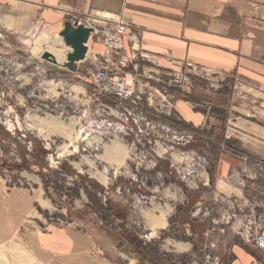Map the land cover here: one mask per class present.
<instances>
[{
	"label": "rangeland",
	"instance_id": "rangeland-1",
	"mask_svg": "<svg viewBox=\"0 0 264 264\" xmlns=\"http://www.w3.org/2000/svg\"><path fill=\"white\" fill-rule=\"evenodd\" d=\"M40 34L48 31H0V264H227L231 255L213 259L207 236L255 248L238 233L264 231V201L245 192L247 182L264 179V147L238 122L264 129V121L250 113L235 82L200 74L176 84L160 119L146 120H168L170 130L141 134L95 87L91 60L101 51L94 39L72 71L47 62L44 46L32 52ZM185 112L201 119L190 123ZM111 145L115 156L105 151ZM222 162L226 173L217 177ZM194 204L189 217L176 216ZM59 230L89 246L75 259L42 248L38 240ZM186 239L191 258L173 250V241ZM255 259L264 264V253Z\"/></svg>",
	"mask_w": 264,
	"mask_h": 264
},
{
	"label": "crops",
	"instance_id": "crops-1",
	"mask_svg": "<svg viewBox=\"0 0 264 264\" xmlns=\"http://www.w3.org/2000/svg\"><path fill=\"white\" fill-rule=\"evenodd\" d=\"M91 12L100 19L109 15L127 19L137 32L134 39L136 45L142 54L150 58L167 56L174 63H189L197 71L208 75L230 78L239 86L242 99L248 100L245 105L250 107V113L254 110L256 116L262 117L261 122L264 121V0H0V31L4 34H24L46 30L48 34H54L62 29L64 21L75 16L81 18ZM94 45L99 52L102 51L99 44L94 42ZM186 114L184 119L190 123H195L193 119H198V122L201 119L192 113ZM238 125L250 131L251 138H255L252 134L257 133L261 140L252 139V142L264 147L262 126L246 119L240 120ZM249 148L255 150L257 147L253 145ZM105 151L112 156L118 152L114 145L108 146ZM222 164L217 177L226 173ZM227 188L222 186L221 189L226 191ZM1 192L0 184V220L3 211ZM237 194L241 195L240 191ZM16 196L18 194L13 192L6 202L10 206L17 204ZM196 204L189 208L184 206L176 216L189 217ZM162 219L164 227L160 228L163 230L166 229V216ZM187 220L183 227L188 232L190 224ZM11 224L12 220H8L6 225L10 227ZM9 232L5 229L4 234ZM218 237L219 240H215V236H211V240L209 236L205 239L213 259L220 262L228 253L231 259H227V264H251L256 260L260 250L235 244L230 240L232 236L230 239ZM190 238L193 241L194 238ZM192 241H173L177 247L173 248L174 252L193 257L195 248ZM38 243L42 244V248L51 245L58 253L74 259L83 246H89V242H83L78 234L62 230L50 238L41 237Z\"/></svg>",
	"mask_w": 264,
	"mask_h": 264
},
{
	"label": "built area",
	"instance_id": "built-area-1",
	"mask_svg": "<svg viewBox=\"0 0 264 264\" xmlns=\"http://www.w3.org/2000/svg\"><path fill=\"white\" fill-rule=\"evenodd\" d=\"M69 21L92 29L89 39H94L102 47L99 54L92 55L93 80L98 92L113 106L114 112L123 114L127 123L132 121L134 131L141 134L144 129L170 130L172 125L168 120H162V124L146 120L151 116L160 119L164 113L162 109L169 108L167 97L172 87L207 73L197 71L189 63H174L167 56L150 58L142 54L134 41L137 32L121 16L97 21L91 12L86 19L75 16ZM238 235L264 253V231L255 229L243 234L240 230ZM252 264L258 262L253 261Z\"/></svg>",
	"mask_w": 264,
	"mask_h": 264
},
{
	"label": "water",
	"instance_id": "water-1",
	"mask_svg": "<svg viewBox=\"0 0 264 264\" xmlns=\"http://www.w3.org/2000/svg\"><path fill=\"white\" fill-rule=\"evenodd\" d=\"M92 29L85 27L83 24H78L66 20L63 22L62 29L58 35L63 39L66 46L71 48V52L66 56L64 67L74 71L75 64L85 60L87 54V42L89 41ZM44 59H52V55L44 53Z\"/></svg>",
	"mask_w": 264,
	"mask_h": 264
},
{
	"label": "bare ground",
	"instance_id": "bare-ground-1",
	"mask_svg": "<svg viewBox=\"0 0 264 264\" xmlns=\"http://www.w3.org/2000/svg\"><path fill=\"white\" fill-rule=\"evenodd\" d=\"M95 14L96 13H94L92 15H93V18L95 20H97L95 18ZM111 18H112V16L109 15L108 17L101 19V20H97V21L107 20V19H111ZM58 33L59 32H56L54 34H47L46 36L40 34V36L35 41L36 44L32 45L31 50H32V52L38 51L39 49H41L40 48L41 46H44V49H43L41 54H44L47 52V53L52 55V59H46L47 62H49L51 64H56V65L57 64H63L64 65L66 62V56L68 53L71 52V48L64 44L63 39L58 35ZM89 43H90V41L87 42V44H86L87 47H88ZM46 49H48V50H46ZM88 56H89V53H88ZM86 57H87V54H86ZM86 57H85V59H86Z\"/></svg>",
	"mask_w": 264,
	"mask_h": 264
},
{
	"label": "trees",
	"instance_id": "trees-1",
	"mask_svg": "<svg viewBox=\"0 0 264 264\" xmlns=\"http://www.w3.org/2000/svg\"><path fill=\"white\" fill-rule=\"evenodd\" d=\"M245 192L258 200L264 201V179H258L254 182H247Z\"/></svg>",
	"mask_w": 264,
	"mask_h": 264
}]
</instances>
